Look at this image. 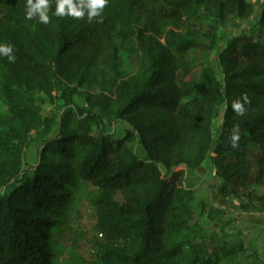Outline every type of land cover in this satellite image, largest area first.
<instances>
[{
  "label": "trees",
  "instance_id": "trees-1",
  "mask_svg": "<svg viewBox=\"0 0 264 264\" xmlns=\"http://www.w3.org/2000/svg\"><path fill=\"white\" fill-rule=\"evenodd\" d=\"M26 3L0 0V43L11 44L16 57L0 55V94L17 125L33 120L48 137L58 131L33 174L24 168V138L11 137V125L0 136V264H52L51 239L82 183L94 188L97 226L109 242L99 264H212L205 245L186 232L194 197L187 175L214 153L221 192L239 196L252 179L254 143L256 184L264 186V9L261 29L229 38L193 88L187 54L202 42L196 18L211 12L221 26L250 20L252 0H108L102 22L55 16L50 0L47 24L26 19ZM122 51L136 69L127 68ZM98 80L115 85L110 95L90 94L89 108L76 106L70 85ZM57 91L61 111L44 118L38 94L54 98ZM243 94L249 103L241 116L232 103ZM105 110L110 124L127 125L123 137L105 126Z\"/></svg>",
  "mask_w": 264,
  "mask_h": 264
},
{
  "label": "rangeland",
  "instance_id": "rangeland-1",
  "mask_svg": "<svg viewBox=\"0 0 264 264\" xmlns=\"http://www.w3.org/2000/svg\"><path fill=\"white\" fill-rule=\"evenodd\" d=\"M252 1L257 5V11L250 20L234 17L226 26H221L216 22L215 14L211 12L202 13L196 18L202 42L199 47L192 48L187 54V59L191 62L187 81L193 88L200 85L203 68L215 65L219 51L226 46L229 38L248 35L250 31L261 29L259 18L264 9V0ZM5 15L0 6V20H4ZM121 56L127 68L130 70L137 68L136 59L129 58L123 51ZM114 86L110 82L98 80L84 85L77 82L71 84L70 88L75 89L73 93L75 105L89 108L88 95L100 93L110 95V88H115ZM38 95L41 115L44 118L61 111L63 100L60 98V92H55L54 98L43 93ZM100 112H104V124L114 137H123L127 125L120 121H113V124H110L107 117L110 114L109 110ZM222 120L221 118L216 128L221 125ZM8 126L11 137L19 134V138H24V168L33 174L45 142L57 133L58 126L48 137L44 134V126H38L33 120H27L21 126L17 125L14 111L0 94V136H3ZM93 128L96 130L97 126L94 125ZM249 148L254 155L250 159L252 179L246 187L239 188V196L227 197L221 192L223 180L217 175L213 164L214 153L187 175V184L193 189L194 197L187 207L186 232L205 245L213 260H218L212 264H264V202L259 200L264 186L256 184L259 173L256 160L260 155V147L251 143ZM93 190L90 183H82L79 186L77 202L70 216L51 239L52 264L101 262L109 242L97 226V206L93 201ZM117 199L122 200V197L118 195ZM231 248H238V252L229 253L228 256L222 253L223 250L228 251Z\"/></svg>",
  "mask_w": 264,
  "mask_h": 264
},
{
  "label": "clouds",
  "instance_id": "clouds-1",
  "mask_svg": "<svg viewBox=\"0 0 264 264\" xmlns=\"http://www.w3.org/2000/svg\"><path fill=\"white\" fill-rule=\"evenodd\" d=\"M107 3L108 0H55L53 15L58 17L70 16L73 18H83L87 15V19L91 22L94 18L101 17V12ZM49 8L50 0H27L26 19L32 20L38 17L40 23L47 24L49 22ZM98 22H102V17ZM0 55L7 56L10 62H14L16 59L11 44L0 43ZM246 103H249V98L247 94H243L232 103L234 112L242 116L244 114V104ZM224 111H227V104L224 105ZM238 140V129L234 128L232 135L234 147Z\"/></svg>",
  "mask_w": 264,
  "mask_h": 264
}]
</instances>
